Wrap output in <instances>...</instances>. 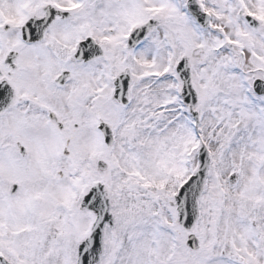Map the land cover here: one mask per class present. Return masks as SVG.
Masks as SVG:
<instances>
[{"label": "snow or ice", "instance_id": "obj_1", "mask_svg": "<svg viewBox=\"0 0 264 264\" xmlns=\"http://www.w3.org/2000/svg\"><path fill=\"white\" fill-rule=\"evenodd\" d=\"M0 264H264V0H0Z\"/></svg>", "mask_w": 264, "mask_h": 264}]
</instances>
